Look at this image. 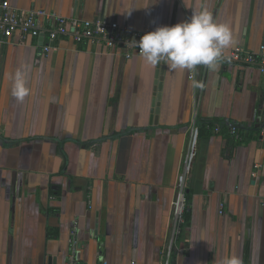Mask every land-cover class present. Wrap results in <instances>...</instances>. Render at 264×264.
I'll return each instance as SVG.
<instances>
[{
  "label": "crops",
  "instance_id": "1",
  "mask_svg": "<svg viewBox=\"0 0 264 264\" xmlns=\"http://www.w3.org/2000/svg\"><path fill=\"white\" fill-rule=\"evenodd\" d=\"M7 1L146 33L191 16L182 0ZM192 4H206L229 25L234 42L226 50L256 53L264 45V0ZM43 44L0 36V264H49L50 257L67 264L75 219L80 264H160L194 128L174 261L216 264L237 255L264 264V74L257 66L227 56L215 68L165 63L156 120L162 64L70 35L47 54ZM17 68L30 89L23 102L5 78Z\"/></svg>",
  "mask_w": 264,
  "mask_h": 264
},
{
  "label": "built area",
  "instance_id": "2",
  "mask_svg": "<svg viewBox=\"0 0 264 264\" xmlns=\"http://www.w3.org/2000/svg\"><path fill=\"white\" fill-rule=\"evenodd\" d=\"M145 33L120 25L116 21H106L104 19L81 21L75 17H66L46 9H20L12 6L7 0L1 3L0 36L3 39L17 36L22 44H26L30 40H43L42 51L46 54L58 48L57 42L60 38L70 35L76 42L88 39L92 43L103 44L109 51L123 46L125 48L123 55L127 59L136 56L142 57L137 43ZM222 56H227L235 63L255 65L264 74V45L256 53L249 52L242 47H236L225 50ZM220 130L219 126L215 127V131L219 132ZM229 133L237 141L244 139V133L236 127H230ZM198 136L199 131L194 128L186 152L184 166L178 176L176 195L172 205V218L169 224L170 235L164 246L160 264H176L174 261L175 255L178 256L182 252L177 248L176 241L185 223L187 181L196 157ZM223 207L224 205L221 204V208ZM78 228L79 223L75 219L70 231L67 264H80L78 251L82 244L78 237Z\"/></svg>",
  "mask_w": 264,
  "mask_h": 264
},
{
  "label": "clouds",
  "instance_id": "3",
  "mask_svg": "<svg viewBox=\"0 0 264 264\" xmlns=\"http://www.w3.org/2000/svg\"><path fill=\"white\" fill-rule=\"evenodd\" d=\"M191 10L186 20L168 26H158L141 36L137 46L144 61L152 66L161 61L171 69H192L197 65L215 68L222 54L234 42L232 30L227 23L214 19L206 4L193 7L192 0H182ZM11 83L12 96L23 102L29 95L27 76L22 68L5 73ZM216 264H243L237 255H225Z\"/></svg>",
  "mask_w": 264,
  "mask_h": 264
},
{
  "label": "water",
  "instance_id": "4",
  "mask_svg": "<svg viewBox=\"0 0 264 264\" xmlns=\"http://www.w3.org/2000/svg\"><path fill=\"white\" fill-rule=\"evenodd\" d=\"M166 62L161 61L160 62V66H161V70L158 76V80H157V87H156V97L154 99V109L153 112L155 113V117L157 120V116L159 113V104H160V97H161V89H162V84H163V73H164V65ZM49 264H55V258L50 257L49 259Z\"/></svg>",
  "mask_w": 264,
  "mask_h": 264
}]
</instances>
